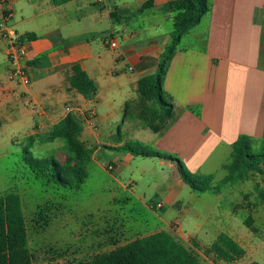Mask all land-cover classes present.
<instances>
[{"label":"crops","instance_id":"obj_1","mask_svg":"<svg viewBox=\"0 0 264 264\" xmlns=\"http://www.w3.org/2000/svg\"><path fill=\"white\" fill-rule=\"evenodd\" d=\"M147 1L71 0L56 5L52 0H6L8 26L20 36L32 33L37 38H25L24 64L30 84L23 86L10 79L7 43L0 37V55L5 57L0 70V119L20 136L36 138L44 137L52 126L75 113L83 120L81 139L96 143L94 153L139 142L175 157L143 156L156 159L162 172L165 168L175 172L179 165L176 160H180L194 173L214 175L230 162L233 144L240 135L249 136L254 147H259L264 139V0H208L209 11L182 36L168 64L163 88L174 104L175 117L160 132H153L137 117L124 118L126 103L139 98L140 81L157 73L173 43L180 14L168 10L170 3L179 0H154L151 7L141 10ZM2 18L0 13V22ZM169 23L171 26L165 27ZM106 37H115L118 47H108ZM76 63L96 83L94 99L84 98L69 85L71 66ZM114 120H121L117 128L123 133L120 141L108 128ZM94 153L93 165L101 167ZM121 157L111 161L115 166L113 183L107 186L111 201L126 204L128 197L122 193H131L155 217L154 225L145 226L149 233L136 238L167 231L191 251L188 239L195 249L205 248L206 255H216L207 250L220 235H226L244 254L233 262L219 260L264 264V245L256 238L261 228L255 219L256 211L264 206L259 197V190L264 189L261 185H256V202H252L251 194L239 192L241 203L213 218L184 206L180 198L187 185L181 178L176 184L162 183L153 192L155 198L145 202L146 195L137 196L133 190L135 180L127 187L119 179L122 169L136 156L128 153ZM253 174L264 175V165ZM221 180L215 176V182ZM246 181L226 186L244 185ZM167 207L183 217L192 215L190 234H185L180 221L157 215ZM235 216H241L247 229ZM172 222L179 223L180 228L174 230Z\"/></svg>","mask_w":264,"mask_h":264},{"label":"rangeland","instance_id":"obj_2","mask_svg":"<svg viewBox=\"0 0 264 264\" xmlns=\"http://www.w3.org/2000/svg\"><path fill=\"white\" fill-rule=\"evenodd\" d=\"M170 26L169 23L165 27ZM4 58L0 55V70ZM135 114L137 115V112ZM12 124L10 123V126ZM109 124L108 128L114 132V139L120 141L123 133H120L117 128L120 126L121 120L118 122L116 120L110 121ZM143 124L146 125L144 122ZM102 139L105 140L106 138ZM84 142L93 149L96 146L93 139L85 138ZM28 143L30 142L27 137L20 136L18 131L13 130L5 124L3 119H0V196L11 191H16L21 196L27 223L29 250L34 255L33 264H66L67 262L79 264L91 261L99 254L110 252L136 237L149 233L145 226L155 224V217L150 211L144 209L131 193H122L129 200L124 204L121 201H111L107 192V186L113 183L111 174L115 170L111 161L117 160L116 158L120 156L123 159L125 154L132 153L108 148H104L101 153H94L95 162H98L101 167L91 165L88 168V179L82 188L74 191L63 189L61 192H57L36 181L30 173H27L20 166V157L24 145ZM32 144V153L39 158L54 151L60 155L61 148L64 146L61 140L44 141L42 136L36 137ZM133 147L140 151L144 150L140 145H133ZM145 150L153 151L150 147H146ZM120 152L123 154L120 155ZM156 162H158L156 159L136 156L130 165H126L125 162L126 167L119 174V179L127 187L132 182L131 180L136 181L132 185L133 190L137 196L145 194V202L155 198L153 192L162 183L169 181L176 184L181 178L179 170L172 172L165 168V172H162L157 167ZM109 166H112L113 169H109ZM184 168L191 174H200L194 173L185 165ZM217 171L214 174L216 180L226 177V171L222 169ZM142 172L145 174L142 175ZM214 184L217 185L216 182ZM243 184L225 186L222 188L221 194H215L211 191L199 194L186 186L181 192L180 201L190 209H199L205 214H212L215 218L220 211L224 210L227 213L228 209L241 201L239 192L251 194L252 202H256L258 192L256 185L259 184L264 188V175L253 174ZM48 204L50 211L47 222L44 223L38 211L41 209V211H45V206ZM157 215L162 216L167 221H180L186 235L193 230L190 226L193 218L190 213L183 217L176 209L167 207L165 211H160ZM235 217L239 225L247 229L242 223L241 216ZM255 219L261 228L258 237H255L260 239L264 245V206L259 207L256 211ZM132 225L144 228L133 230L130 229ZM171 226L173 228L175 222H172ZM170 230L172 231V229ZM186 242H188L193 253L196 251L195 253L199 255L203 264H228L219 260L214 254L206 255L205 248L195 249L194 246H191V239ZM239 264L252 263L247 260Z\"/></svg>","mask_w":264,"mask_h":264},{"label":"trees","instance_id":"obj_3","mask_svg":"<svg viewBox=\"0 0 264 264\" xmlns=\"http://www.w3.org/2000/svg\"><path fill=\"white\" fill-rule=\"evenodd\" d=\"M52 1L60 5L71 0ZM153 1L148 0L141 10L151 7ZM209 9L208 0H179L168 5V10L180 13L174 25L173 43L162 57L157 73L140 81L139 98L126 103L124 118L137 117L153 132H160L166 128L167 122L175 117V107L164 92L163 79L182 36L197 25ZM111 17L118 20L115 13H112ZM25 38L34 40L37 36L32 33L22 36L23 42ZM71 69L72 73L68 77L71 88L88 100L94 99L98 90L94 80L78 63L73 64ZM136 112L138 116L134 115ZM82 132L83 120L77 114L69 113L43 137L44 141H63L61 154L54 151L41 158L34 156L32 143L35 137H30L28 138L30 143L25 145L22 151L20 166L36 181L57 192L63 189L80 190L88 179V168L93 165L94 153L93 148L88 147L81 139ZM133 145H140L144 150L135 149ZM116 149L128 151L134 156H155L173 160L172 156L164 152L145 150L146 147L139 142H128ZM176 161L179 164L181 179L194 192L211 191L219 194L227 184L246 181L251 174L259 172L260 166L264 165V139L259 147L255 148L249 136L240 135L233 144L230 162L224 166L227 175L216 182L217 185L214 184V175L191 174L180 160ZM259 197L264 203V189L259 190ZM45 207V211H41L42 209L38 211L44 223L47 222L50 211L49 204ZM210 252L226 262H233L244 254V251L226 235H220L207 250V253ZM33 263L34 255L28 247V230L21 196L16 191L7 192L0 196V264ZM79 264H201V262L196 254L176 240L171 233L160 231L136 238L110 252L95 256L91 261Z\"/></svg>","mask_w":264,"mask_h":264},{"label":"built area","instance_id":"obj_4","mask_svg":"<svg viewBox=\"0 0 264 264\" xmlns=\"http://www.w3.org/2000/svg\"><path fill=\"white\" fill-rule=\"evenodd\" d=\"M6 0H0V13L2 14V22H0V37L7 43L8 55L10 58L9 75L10 79L17 80L23 86L30 84V77L28 75L27 66L24 64V57L26 54L22 36L16 33L7 22L10 19V14L6 11ZM106 45L112 49L118 47L119 42L115 37H108L105 41ZM109 169H113L109 166ZM158 207H161L159 204ZM180 228L179 223L175 222L174 230Z\"/></svg>","mask_w":264,"mask_h":264}]
</instances>
